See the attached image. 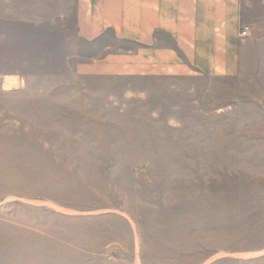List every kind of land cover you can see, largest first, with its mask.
Wrapping results in <instances>:
<instances>
[{
	"label": "rangeland",
	"instance_id": "rangeland-1",
	"mask_svg": "<svg viewBox=\"0 0 264 264\" xmlns=\"http://www.w3.org/2000/svg\"><path fill=\"white\" fill-rule=\"evenodd\" d=\"M77 8L0 0V264H264V66L99 74Z\"/></svg>",
	"mask_w": 264,
	"mask_h": 264
},
{
	"label": "crops",
	"instance_id": "crops-1",
	"mask_svg": "<svg viewBox=\"0 0 264 264\" xmlns=\"http://www.w3.org/2000/svg\"><path fill=\"white\" fill-rule=\"evenodd\" d=\"M75 15L99 74L247 80L264 66V0H78Z\"/></svg>",
	"mask_w": 264,
	"mask_h": 264
},
{
	"label": "built area",
	"instance_id": "built-area-1",
	"mask_svg": "<svg viewBox=\"0 0 264 264\" xmlns=\"http://www.w3.org/2000/svg\"><path fill=\"white\" fill-rule=\"evenodd\" d=\"M250 31H251L250 25H243L242 29L240 31V37H242V38L248 37L250 34Z\"/></svg>",
	"mask_w": 264,
	"mask_h": 264
}]
</instances>
